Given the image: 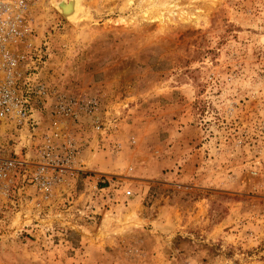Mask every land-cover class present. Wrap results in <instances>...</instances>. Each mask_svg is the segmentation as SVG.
Masks as SVG:
<instances>
[{
    "label": "rangeland",
    "instance_id": "rangeland-1",
    "mask_svg": "<svg viewBox=\"0 0 264 264\" xmlns=\"http://www.w3.org/2000/svg\"><path fill=\"white\" fill-rule=\"evenodd\" d=\"M59 1L24 0L42 78L108 131L47 197L14 176L0 264H264V0ZM148 167L166 187L134 188Z\"/></svg>",
    "mask_w": 264,
    "mask_h": 264
},
{
    "label": "built area",
    "instance_id": "built-area-1",
    "mask_svg": "<svg viewBox=\"0 0 264 264\" xmlns=\"http://www.w3.org/2000/svg\"><path fill=\"white\" fill-rule=\"evenodd\" d=\"M42 53V44L33 40L24 0H0V203L9 200L16 174L19 190L27 182L47 197L65 174L76 171L83 149L94 138L91 133L102 137L108 131L98 99L48 87L42 78ZM16 144L19 151L33 154V163L27 162L26 153L17 159Z\"/></svg>",
    "mask_w": 264,
    "mask_h": 264
},
{
    "label": "crops",
    "instance_id": "crops-1",
    "mask_svg": "<svg viewBox=\"0 0 264 264\" xmlns=\"http://www.w3.org/2000/svg\"><path fill=\"white\" fill-rule=\"evenodd\" d=\"M142 171H137L138 175H139V180H137V183H140V182H146L145 183H142L143 185L141 187L139 186H134V188H140V190H142L143 192L144 191H147L151 188V187H154L156 185H162L164 187H166V175L167 173L165 171H162L161 170H157V168L155 167H148L147 169H141ZM153 198V197H152ZM163 200H166V197H164ZM136 220H139V221H145L147 223H150L152 224L153 222H156V220L154 219V217H149L147 215H136ZM163 228L165 226H162ZM148 231V230H147ZM163 231L165 232L166 229H163ZM166 236V235H165ZM165 238V237H163Z\"/></svg>",
    "mask_w": 264,
    "mask_h": 264
},
{
    "label": "bare ground",
    "instance_id": "bare-ground-1",
    "mask_svg": "<svg viewBox=\"0 0 264 264\" xmlns=\"http://www.w3.org/2000/svg\"><path fill=\"white\" fill-rule=\"evenodd\" d=\"M52 7L68 23L77 22L82 18V14H85L83 0H60L53 3Z\"/></svg>",
    "mask_w": 264,
    "mask_h": 264
}]
</instances>
